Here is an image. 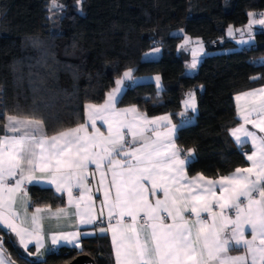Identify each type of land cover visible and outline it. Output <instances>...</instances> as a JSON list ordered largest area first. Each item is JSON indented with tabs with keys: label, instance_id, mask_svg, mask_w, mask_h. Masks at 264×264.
Returning a JSON list of instances; mask_svg holds the SVG:
<instances>
[{
	"label": "snow or ice",
	"instance_id": "6c2138e0",
	"mask_svg": "<svg viewBox=\"0 0 264 264\" xmlns=\"http://www.w3.org/2000/svg\"><path fill=\"white\" fill-rule=\"evenodd\" d=\"M81 3L82 0H77V5ZM52 6L61 7L56 0H52ZM259 15L264 16V13ZM253 24L264 26V19L250 20L246 26L248 39L240 43H254ZM232 32L229 26L228 34ZM192 43L199 45V50L192 49V59L186 67L195 70L201 54L206 55L201 41L185 36L178 50L188 51L187 46ZM33 45L38 46L39 42L33 41ZM159 52L160 48L153 47L143 58H154ZM44 66L48 67L46 60ZM133 73L131 67L123 71L115 80L116 86L106 93L103 105H85L84 124L51 136L45 131L46 121L39 118L35 101L30 109L16 105L12 114H6L8 110L0 90V121H3L0 128L4 130V135H0V232L14 234L29 256L32 253L27 252V248L33 240L26 238L34 237L37 255H43L39 251L44 246V237L39 234L43 217L39 214L51 209L36 208L29 222L25 185L34 183L54 186L60 194L66 192L68 204L75 205L76 211L71 215L77 218L78 224L95 227L102 223L104 212L95 213L92 189L86 182L91 164L98 171L105 170L100 172L101 186L107 173L112 176L101 202V209L108 210L109 224L107 228L100 227L99 232L112 233L115 264H264V136L246 127L251 124L264 133V87L242 94L259 99L241 116L244 122L230 130L237 146L251 142L252 151L245 154L251 166L237 168L218 180H206L199 175L187 180L184 169L194 149L185 153L176 145V134L181 126L172 123L167 114L149 119L136 106L116 108L125 91L141 79ZM50 74L54 75V69ZM150 79L158 89L161 87L159 75ZM40 82L42 84L43 79ZM39 90L34 87V94ZM236 99L239 101L240 97ZM182 103L181 116L196 113L195 92L186 93ZM101 113L111 114L113 122L109 123ZM121 114L124 119H115ZM129 114L131 120L127 119ZM97 119L109 123L107 136L96 129ZM191 120L188 116L187 122ZM89 121L95 130L92 134L86 129ZM112 189H115L114 197ZM74 190L79 192L78 196ZM161 192L163 199L159 198ZM151 197H156L154 203ZM18 199L23 204V219L15 208ZM215 207L220 209L219 213L213 210ZM186 213L195 216V220L188 219ZM53 215L59 218L70 214L65 208H58ZM169 219L172 223L166 222ZM246 233H250L251 239L246 238ZM85 235L94 233L60 232L51 236V243L53 247L70 245L79 249V239ZM241 249L242 255H229ZM0 264H15L6 255L3 236H0Z\"/></svg>",
	"mask_w": 264,
	"mask_h": 264
},
{
	"label": "trees",
	"instance_id": "16d2710c",
	"mask_svg": "<svg viewBox=\"0 0 264 264\" xmlns=\"http://www.w3.org/2000/svg\"><path fill=\"white\" fill-rule=\"evenodd\" d=\"M56 1L63 9L51 26L48 0H0V90L6 114L16 105L30 109L35 101L48 135L78 125L84 105L101 103L131 67L135 75L158 74L162 88L138 83L125 91L119 106L135 105L149 116L169 113L181 122V101L195 91V119L181 123L176 134L185 153L194 149L188 175L213 178L246 165L228 129L237 124L233 96L264 85V30L255 31L253 49L238 47L225 30L243 28L250 11L264 13V0ZM184 35L199 39L206 53L192 73L186 67L189 56L178 50ZM153 47L160 48L159 56L144 59ZM27 192L30 209L63 204L51 188L29 185ZM0 236L15 264H63L78 254L89 255L96 264H114L107 235L82 237L79 250L59 247L41 259L27 255L14 235Z\"/></svg>",
	"mask_w": 264,
	"mask_h": 264
},
{
	"label": "crops",
	"instance_id": "0c3cea01",
	"mask_svg": "<svg viewBox=\"0 0 264 264\" xmlns=\"http://www.w3.org/2000/svg\"><path fill=\"white\" fill-rule=\"evenodd\" d=\"M251 13H256L257 15L255 17H249L248 18V22L246 23V25L241 28V31H235L236 29L231 27L233 32H232V35H229L228 34V31H229V27L226 28L225 30V36L233 41L236 45H238V43H240L241 40H247L248 39V36H249V32L247 31L246 29V26L249 24L250 20L252 19H256V20H259V19H264V16H261L259 14L263 13V12H256V11H250ZM249 12V13H250ZM252 32H251V35L253 36L255 31L261 29V30H264V26H261V25H258V24H253L252 25ZM186 35L183 36V39L181 40L180 44L183 43V40H184V37ZM193 41H196V39H192ZM195 44V43H193ZM203 45V44H202ZM194 48L197 49V51L199 50V45L195 44L193 45ZM239 47V46H238ZM159 48V47H158ZM151 50L147 51V52H150ZM191 52V51H188V53ZM146 53V52H145ZM205 53V51H204ZM160 52L158 54L155 55L154 58H157L159 56ZM144 56V54H143ZM154 58H144V59H154ZM191 59L189 57V60L186 61V64L190 63L191 62ZM196 70V69H195ZM195 70H190L187 68V71L189 73H192V72H195ZM134 74V73H133ZM122 75V74H121ZM135 75V74H134ZM156 75L158 74H150V75H135L136 77H139L141 79H139L137 81L136 84L138 83H153L156 87V89L159 91L161 88H162V81H160V84H161V87L158 89L157 86H156V83L153 79H150L151 77H155ZM116 85H114L115 87ZM113 87V88H114ZM264 87V85H261V86H258V87H254V88H251V89H248V90H245V91H242V92H239V93H236L234 96H233V101H234V106H235V112H236V118H237V124L234 125L233 127L229 128L228 129V133L230 135V130L233 129V128H237L239 127V125L241 123H243L244 121L241 119V116L243 114H245L252 106H253V102L254 100H258L259 97H245L243 96L242 94L245 93V92H251L255 89H259V88H262ZM109 92V91H108ZM107 92V93H108ZM189 92H195V91H189ZM239 96L240 99L239 101H237L236 97ZM196 97V95H195ZM105 99H106V96L104 98V100L101 102V103H86V104H95V105H103L104 102H105ZM185 99V96L184 98L182 99V101ZM181 101V109L180 111L178 112V115L180 117H182L180 115L181 112L184 111V106H183V103ZM85 104V105H86ZM85 105L83 107V112H84V120L82 123L80 124H84L85 123V120L87 119L86 116H85ZM132 106H135V105H125V106H119L118 103L116 105V108L117 109H125V108H131ZM137 108V107H136ZM138 110V109H137ZM141 114L143 115H146L144 113H142L140 110H138ZM197 112V111H196ZM239 113V114H238ZM169 115L171 120H172V123L174 124H178L181 126V122H174V120L172 119L171 115L169 113H163V114H159V115H154V116H149V115H146L149 119L152 118V117H156V116H163V115ZM102 116H104L106 119H108V122L109 123H112L113 122V119L114 117L109 114V113H101ZM195 114L189 112L188 113V116H191L192 117V120L191 122L194 121L195 119ZM188 116H186L187 120H188ZM125 117L123 116V114H121L120 117H115V119H124ZM127 119L128 120H131L132 119V115L129 114L127 116ZM253 119H255V114L253 115ZM190 122V123H191ZM109 123H105L104 120H101V119H97L95 121V125H96V129H99V133H102L104 136H107L108 135V128H109ZM188 123V122H186ZM77 125L75 126H72V127H69V128H75ZM246 127L250 130V131H254L257 133V135L259 136H264V133H261L259 131V129H256L254 128L251 124H248L246 125ZM68 129V128H67ZM86 129H87V133L88 134H92L95 130L92 128V125H91V121H89L86 125ZM66 130V129H64ZM126 131V130H125ZM160 131H163V129H160ZM0 135H4V130H2V132H0ZM53 134H50L49 136H51ZM148 135H151L150 133H148ZM232 141L234 142V144L237 146V144L235 143L234 141V138L230 135ZM129 140L132 139L131 135H128L127 137ZM176 143V141H175ZM176 145L178 146V144L176 143ZM138 146V145H137ZM179 147V146H178ZM238 148L241 149V151H243L244 153V158L246 160V155L245 154H250L251 151H252V145H251V142L249 141L247 144H245L243 147H239L237 146ZM194 156V154H193ZM192 156V157H193ZM181 158H183V155L181 156ZM187 165V164H186ZM251 166V163L249 161L246 160V165L243 166V167H237V168H247V167H250ZM235 168V169H237ZM235 169L231 172H229L228 174H225V175H220V176H226V175H230L231 173H233L235 171ZM101 171H105L104 169H101V170H97L95 165H89V168L87 169V172H88V178H87V184L89 185V187L92 189V192H91V195L93 197V203H94V211L97 215H99V213L103 210L104 212V216L102 219H108V210L105 208V209H101V202L104 200V193L106 191L109 190V185H110V182H111V179H112V176H111V173H107L106 175V178H105V182L103 184V186H101V174L100 172ZM184 173L186 175V178L187 180H191L192 178L194 177H198L199 176H203L204 178H206V180H218L220 176H217V177H207V176H204L200 173H197V174H194V175H188L187 172H186V166H185V169H184ZM94 174V175H93ZM14 183V181H12ZM29 185H38V186H41V187H48V188H51L52 191L63 198V204L62 205H59V206H49V205H41V206H36V207H33V208H29L28 206V209H27V213H28V217H29V222H30V217H31V214L35 212V209L36 208H50L51 209V212H42L40 213L39 215L43 217V219L40 221V224H41V231H40V235L44 237V239L42 240V244L44 245L42 248L39 249V251L41 253H43V255H37V247H36V244H35V239L34 237H27L26 239H31L33 240V242L31 244L28 245V247H32L33 248V252H32V256L35 257V258H38V259H41V258H44L45 255L47 253H49L52 248H54L52 246V243H51V236L53 234H58L60 232H75V231H81V232H88V233H94V235H85V236H81L80 239H79V243H81V238L82 237H89V236H95V235H107L110 239V243H111V247H112V254H113V244H112V233L111 232H107V233H100L99 232V228L100 227H105L107 228L108 227V224H104L102 226H96L93 227L92 225H80L77 223V218L74 216V215H71L72 213H75L76 209H75V205H69L68 204V195L67 193L65 192L64 194H60V193H57L55 191V187L54 186H49L48 184L46 183H34V184H26L25 187H26V190L28 188ZM150 187V185H149ZM99 189V190H97ZM217 195H219V191H218V186H217ZM28 193V192H27ZM74 194L75 195H79V192L75 191L74 190ZM112 196L114 197L115 196V189H112ZM161 199H163V193L161 192L160 193V197ZM28 200V202L30 203V200H29V195L27 196L26 198ZM155 199L156 197H151V201L154 203L155 202ZM15 208L17 210H19V212L21 213V219L24 218V211H23V204H22V201L21 200H17V203L15 205ZM58 208H65L68 213L70 214L69 216H60L59 218H57L56 216L53 215V213L56 212V209ZM215 212L219 213L220 209L218 207H215L213 209ZM186 216L188 217V219L190 220H195V216H191L189 214L186 213ZM202 216H204L205 218H207V214L206 213H203ZM167 223H172L171 219L167 220L166 221ZM211 222V221H209ZM112 223L115 224V220H112ZM14 235V234H13ZM17 240L18 238L15 237ZM246 238L248 239H251V235L250 233H246ZM81 245V244H80ZM59 247H68V248H73L72 246L70 245H61V246H58ZM77 249V248H75ZM80 249V248H79ZM77 249V250H79ZM243 254V249H241L240 251H231L229 253V255H232V256H237V255H242ZM113 260H114V264H115V257H114V254H113Z\"/></svg>",
	"mask_w": 264,
	"mask_h": 264
},
{
	"label": "rangeland",
	"instance_id": "374dc122",
	"mask_svg": "<svg viewBox=\"0 0 264 264\" xmlns=\"http://www.w3.org/2000/svg\"><path fill=\"white\" fill-rule=\"evenodd\" d=\"M56 4L59 5V6H61L57 1H56ZM62 9H63L62 6L59 7V8L53 7L52 6V0H48V3H47V20H48V22L50 23L51 26H52V24H54L58 20L59 16L61 15ZM181 44H179V45H181ZM193 45H195V44L192 43V44H190V45L187 46L188 47V51H191L189 53H188V51H184L183 49H180V50L185 55H188L191 58V56H192V49L194 48Z\"/></svg>",
	"mask_w": 264,
	"mask_h": 264
},
{
	"label": "water",
	"instance_id": "95a60500",
	"mask_svg": "<svg viewBox=\"0 0 264 264\" xmlns=\"http://www.w3.org/2000/svg\"><path fill=\"white\" fill-rule=\"evenodd\" d=\"M201 56L204 57L205 54H201ZM63 264H96V262L92 257H90L87 254H78L74 258H72L70 261L63 263Z\"/></svg>",
	"mask_w": 264,
	"mask_h": 264
},
{
	"label": "built area",
	"instance_id": "2783aa9c",
	"mask_svg": "<svg viewBox=\"0 0 264 264\" xmlns=\"http://www.w3.org/2000/svg\"><path fill=\"white\" fill-rule=\"evenodd\" d=\"M238 46L253 49L255 44L254 43H248V44L238 43ZM181 121L186 122V117L182 116ZM108 223H109L108 219H102V223H97L96 226H102V225L108 224ZM58 249H59L58 247H54V248H52L51 251L58 252Z\"/></svg>",
	"mask_w": 264,
	"mask_h": 264
},
{
	"label": "bare ground",
	"instance_id": "6f19581e",
	"mask_svg": "<svg viewBox=\"0 0 264 264\" xmlns=\"http://www.w3.org/2000/svg\"><path fill=\"white\" fill-rule=\"evenodd\" d=\"M262 61H263V60H262ZM184 117H186V116H184ZM186 122H187V118H186ZM186 122H182V121H181V123H186Z\"/></svg>",
	"mask_w": 264,
	"mask_h": 264
}]
</instances>
